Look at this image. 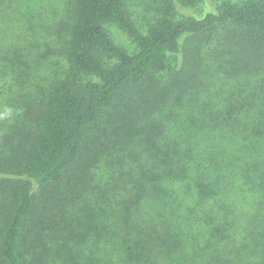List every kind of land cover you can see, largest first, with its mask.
Listing matches in <instances>:
<instances>
[{"label":"trees","instance_id":"trees-1","mask_svg":"<svg viewBox=\"0 0 264 264\" xmlns=\"http://www.w3.org/2000/svg\"><path fill=\"white\" fill-rule=\"evenodd\" d=\"M209 7L0 0V264H264V2ZM225 26L253 44L201 80L185 44Z\"/></svg>","mask_w":264,"mask_h":264},{"label":"rangeland","instance_id":"rangeland-1","mask_svg":"<svg viewBox=\"0 0 264 264\" xmlns=\"http://www.w3.org/2000/svg\"><path fill=\"white\" fill-rule=\"evenodd\" d=\"M257 1L264 2V0ZM219 2L220 0H126L130 19L141 33L146 31L147 25L155 18L168 16L170 18L178 19L186 14L201 16L210 8L209 6H213ZM105 28L110 38L117 46L125 49L129 53L135 52L136 46L131 37L117 29L113 24H106ZM243 31L244 30L234 26H225L218 28L213 32L211 31L207 36L199 37L197 41L193 39L185 44V51H190L192 53V56L190 57L199 63L197 70L199 68L198 72L201 80L211 77L220 82H230V79L225 76L232 74L235 69L238 70L236 66L237 63L243 61L241 55L243 58L244 49L253 44L251 43L253 38L250 31L241 35ZM178 64H182L180 59L174 58L172 69L175 70H172V73L168 77H164V80L172 78L170 82H173V80H176L177 82H186L185 80H181L179 73L176 74V71H178ZM54 70L57 69L54 68ZM183 75L185 77V72H183ZM177 94L178 91L174 90V96ZM5 98L9 99L6 95H0L1 100L4 101ZM1 114L4 115L5 113L1 112ZM7 123L8 122L6 121L4 124ZM7 130L10 131V129L4 127V131ZM3 135L10 138L9 133H3ZM118 136L123 137V134ZM9 141H11V139H9ZM12 142L13 141H11V143ZM52 191H59L60 193L62 189H53ZM42 206L47 207L44 208L43 211L47 212L48 208H52L53 201L49 205ZM74 212L75 209L73 207L69 208L66 210L63 218L68 220L71 216L67 215L73 214Z\"/></svg>","mask_w":264,"mask_h":264}]
</instances>
